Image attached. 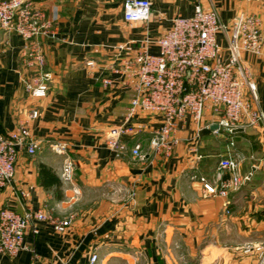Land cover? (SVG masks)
I'll return each mask as SVG.
<instances>
[{
  "label": "crops",
  "instance_id": "crops-1",
  "mask_svg": "<svg viewBox=\"0 0 264 264\" xmlns=\"http://www.w3.org/2000/svg\"><path fill=\"white\" fill-rule=\"evenodd\" d=\"M26 1L45 12L54 33L36 38L51 79L45 96H30L22 82L33 73L21 62L24 41L0 29V133L28 121L39 141L35 153L16 160L0 208L73 218L63 232L38 221L37 232L24 237L27 247L14 256L0 254V264L34 258L39 264H258L257 253L240 246L264 244V119L232 133L202 126L195 137L197 127L186 119L174 133L178 142L170 155L150 152L155 115H142L144 128L121 136L125 150L117 153L105 141L108 129L123 121L134 82L111 74L108 66L120 56L133 57L143 40L158 37L173 16L191 15L196 4L215 7L223 22L238 8L259 18L261 52H244L242 59L264 115V0H151L150 19L132 23L123 20V0ZM217 42L225 47L223 33ZM148 46L157 51L153 42ZM104 77H112V84L104 85ZM245 95L250 99L247 89ZM33 109L38 116L30 119ZM212 121L206 111L202 125ZM58 142L66 144L75 166L66 183L59 175L64 155L53 149ZM135 144L143 158L131 153ZM226 156L238 160L248 179L225 198L204 196L203 181L214 180ZM92 253L97 258L91 263Z\"/></svg>",
  "mask_w": 264,
  "mask_h": 264
},
{
  "label": "built area",
  "instance_id": "built-area-1",
  "mask_svg": "<svg viewBox=\"0 0 264 264\" xmlns=\"http://www.w3.org/2000/svg\"><path fill=\"white\" fill-rule=\"evenodd\" d=\"M151 7V0H123V20L128 23L147 22L151 17ZM0 29L17 33L24 41L21 62L33 72L22 79L26 92L32 97L45 96L51 73L44 68V54L36 40L39 35L54 34L45 12L33 8L26 0H0ZM220 32L226 40L224 48L217 42ZM149 42L157 46L156 52L149 50ZM261 42L259 18L239 8L227 22L221 20L215 7L204 8L200 4L194 6L189 16H173L169 27L154 40H143L133 57L120 56L118 63L108 66L111 74L131 76L134 82L123 121L108 129L106 145L117 153L125 150L121 136L141 131L144 123L139 119L148 114L159 119L158 125L152 128L149 143L153 154H171L178 142L174 133L186 119L197 127L194 137L202 126H214L212 132L219 134L257 124L264 115L256 105L255 85L242 54H259ZM101 81L110 85L113 78L104 77ZM246 89L250 99L245 95ZM206 111L211 113L213 121L202 125ZM37 116L35 109L28 114L30 119ZM38 143L31 134L28 121L18 123L7 133H0V194L13 178L18 157L35 153ZM229 143L233 144L232 141ZM190 148H195L192 143ZM53 149L64 155L59 172L62 182L71 181L75 166L66 152V144L55 143ZM131 153L138 158L145 156L139 144L131 148ZM247 179L248 175L240 173L237 159L222 157L214 180L203 181L204 196L225 198ZM224 206L228 211L227 202ZM72 218L68 215L53 219L49 213L31 207L22 212L1 207L0 254L14 256L26 248L24 237L28 230L37 232L38 221L50 222L56 231L63 232ZM240 247L245 253L255 251L258 264H264V244L249 241ZM96 258L97 255L92 253L90 262ZM28 264L39 263L34 258Z\"/></svg>",
  "mask_w": 264,
  "mask_h": 264
},
{
  "label": "trees",
  "instance_id": "trees-1",
  "mask_svg": "<svg viewBox=\"0 0 264 264\" xmlns=\"http://www.w3.org/2000/svg\"><path fill=\"white\" fill-rule=\"evenodd\" d=\"M43 169H44V167L42 166V167H41V170H43Z\"/></svg>",
  "mask_w": 264,
  "mask_h": 264
},
{
  "label": "water",
  "instance_id": "water-1",
  "mask_svg": "<svg viewBox=\"0 0 264 264\" xmlns=\"http://www.w3.org/2000/svg\"><path fill=\"white\" fill-rule=\"evenodd\" d=\"M237 129H235L234 131H236Z\"/></svg>",
  "mask_w": 264,
  "mask_h": 264
}]
</instances>
